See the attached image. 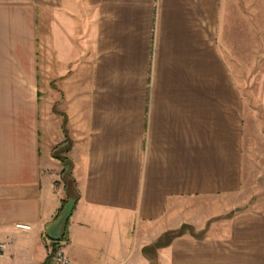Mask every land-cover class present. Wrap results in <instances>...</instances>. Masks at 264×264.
Segmentation results:
<instances>
[{
    "label": "crops",
    "instance_id": "obj_1",
    "mask_svg": "<svg viewBox=\"0 0 264 264\" xmlns=\"http://www.w3.org/2000/svg\"><path fill=\"white\" fill-rule=\"evenodd\" d=\"M263 47L264 0H0V264H264Z\"/></svg>",
    "mask_w": 264,
    "mask_h": 264
},
{
    "label": "rangeland",
    "instance_id": "obj_2",
    "mask_svg": "<svg viewBox=\"0 0 264 264\" xmlns=\"http://www.w3.org/2000/svg\"><path fill=\"white\" fill-rule=\"evenodd\" d=\"M262 52H264V47L262 49ZM254 54V51H250V54ZM251 54V55H252ZM258 64L257 66L253 65L254 60H252V58H248V60L250 61L249 63V73L250 74H258L261 76L262 74V63L264 62V55L259 54L258 58H257ZM258 83L260 82H255L253 83V91H249L250 95L248 96L249 98V105L250 108L248 111H250V133L252 134L254 141L255 140H260L259 144L257 145L256 149H260L262 150V153H255L256 155V159L255 161L257 163L260 162L261 159H263V155H264V104H262L260 102V98H258V93L256 92V90L258 89L257 87H259ZM63 146L62 148L64 149ZM60 148V149H62ZM257 170H263L260 167H258ZM261 181V180H260ZM64 182L68 185V189H74L73 187V182H71L70 178L66 177V179H64ZM255 184V183H254ZM264 197L263 194H251V193H245V194H240L238 195L236 198H233L234 204L236 203H246V201H257L258 199Z\"/></svg>",
    "mask_w": 264,
    "mask_h": 264
},
{
    "label": "trees",
    "instance_id": "obj_3",
    "mask_svg": "<svg viewBox=\"0 0 264 264\" xmlns=\"http://www.w3.org/2000/svg\"><path fill=\"white\" fill-rule=\"evenodd\" d=\"M67 141H68V140L66 139L65 143H67ZM70 146H71V145H70V144L68 145V143H67V146L64 147V149H63V148L61 149L62 152H61V150L59 151L60 154H58V153L55 154V156L58 157L59 159L61 158L62 162L64 163V167H63L64 172L67 171L66 168L69 166V159H68V157H65V156H63V155H64V153L68 152V150L70 149ZM59 147H60V145H59V146H56V150H57ZM61 210H62V209H61ZM66 220H67V219H66ZM67 222H68V220H67L66 223H65V224H66L65 227H67ZM187 229H190L189 225H184V226H182L181 228H179L178 231H173V232L168 233L167 235H165L166 242H168L170 239L174 238V237L177 236L178 234H179V235L182 234V233H183L185 230H187ZM64 236H65V233L63 232V235L61 236V239H63ZM58 243H59V241H56V240H54V239L52 240V243H51L52 250H51V253H49V255L46 256L44 264H52L51 256H53L54 251L57 249V247H59ZM161 245H162V243H160V242L158 241V243H157L156 245H154V247H159V246H161ZM147 250H148V249H146V252H148Z\"/></svg>",
    "mask_w": 264,
    "mask_h": 264
},
{
    "label": "built area",
    "instance_id": "obj_4",
    "mask_svg": "<svg viewBox=\"0 0 264 264\" xmlns=\"http://www.w3.org/2000/svg\"><path fill=\"white\" fill-rule=\"evenodd\" d=\"M16 226L21 229H30L31 225L24 223H17ZM60 242V241H59ZM5 243L0 241V255H3L5 250ZM52 264H73L72 259L69 258L68 254L65 252V249L61 245L57 247L54 251L53 256H51Z\"/></svg>",
    "mask_w": 264,
    "mask_h": 264
},
{
    "label": "water",
    "instance_id": "obj_5",
    "mask_svg": "<svg viewBox=\"0 0 264 264\" xmlns=\"http://www.w3.org/2000/svg\"><path fill=\"white\" fill-rule=\"evenodd\" d=\"M71 195H73L71 193ZM74 200H75V195H73L72 200L70 201L69 204L66 205L65 210L62 212V215L60 218H58V227L63 228V226H65L66 223V219L70 216L72 209H73V205H74ZM53 239L56 241H59L61 239V234L60 235H55L53 236Z\"/></svg>",
    "mask_w": 264,
    "mask_h": 264
}]
</instances>
